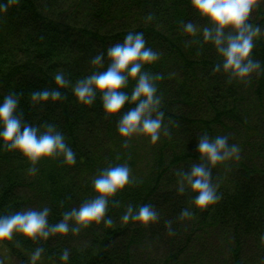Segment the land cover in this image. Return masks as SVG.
I'll use <instances>...</instances> for the list:
<instances>
[{
  "label": "trees",
  "instance_id": "16d2710c",
  "mask_svg": "<svg viewBox=\"0 0 264 264\" xmlns=\"http://www.w3.org/2000/svg\"><path fill=\"white\" fill-rule=\"evenodd\" d=\"M188 22L208 26L190 0H16L0 14V100L17 94L23 123L56 126L77 153L75 165L45 159L33 175L20 153L0 147V215L47 205L48 221L55 224L94 195L91 183L100 169L127 163L136 180L113 198L111 227L94 224L77 235L44 241L15 235L0 244L19 264H30L37 247L44 249L37 264H59L65 248L70 264H264V73L248 83L214 72L220 57L200 34L182 32ZM249 22L264 32V0ZM129 30L143 32L146 46L159 53L146 66L159 77L168 130L156 144L144 136L126 142L118 135L120 115L135 104L126 102L121 113L107 117L99 95L84 106L70 89H60L59 101L31 103L33 91L55 88V72L72 80L90 73L91 57L122 42ZM252 55L264 65V37ZM107 66L105 59L99 70ZM205 132L226 135L240 146L239 157L211 170L220 200L180 220L193 194L177 192L176 172L203 163L197 145ZM129 203H151L160 220L148 226L123 223ZM166 221L172 222L171 233Z\"/></svg>",
  "mask_w": 264,
  "mask_h": 264
},
{
  "label": "clouds",
  "instance_id": "9594fccd",
  "mask_svg": "<svg viewBox=\"0 0 264 264\" xmlns=\"http://www.w3.org/2000/svg\"><path fill=\"white\" fill-rule=\"evenodd\" d=\"M16 0H0V14L6 13ZM259 0H190L191 7L208 26L198 27L193 23H183V33L200 34L203 42L211 43L221 63L213 67L214 72H222L229 80L252 81L254 75L264 73V65L253 58L255 42L264 37L259 26L249 22L253 8ZM147 19H151L149 16ZM105 59L108 62L106 70ZM159 53L146 46L143 32L129 30L122 42L98 52L90 59L92 71L81 78L72 80L64 71L53 74L55 88L33 91L32 104H43L49 100L62 99L60 89H70L78 104L90 106L97 95L107 117L121 113L127 102L135 104L120 115L116 125L118 135L127 140L134 136H144L150 144H156L162 135H167L164 112L160 110L161 96L157 81L146 70L155 63ZM130 82H134L129 91ZM20 97L9 93L0 100V147L20 153L30 164L28 171L35 174L36 164L45 159L62 158V163L73 166L77 163V153L70 147L65 135L54 125H29L22 122L17 112ZM197 150L203 163L193 164L189 171L180 168L176 172L177 192L190 191L193 194L191 206L181 209L178 219H190L193 210H205L220 200L217 186L212 182V168L238 159L240 146L229 143L226 135L203 133ZM136 183L127 163H116L98 171L91 183L94 195L84 199L79 208L62 213V219L50 224L47 205L16 211L10 215H0V244L12 241L15 235L31 240H47L51 236L61 238L69 234L77 235L90 225L111 227L113 221L108 215L113 198L126 187ZM63 202H61V206ZM159 210L151 203H129L121 216V221L139 223L142 226L157 223ZM171 233L172 222L166 221ZM264 239V237H262ZM44 249L37 247L30 254V264H37L43 257ZM0 264H3L0 261ZM59 264H70V249L59 253Z\"/></svg>",
  "mask_w": 264,
  "mask_h": 264
},
{
  "label": "rangeland",
  "instance_id": "374dc122",
  "mask_svg": "<svg viewBox=\"0 0 264 264\" xmlns=\"http://www.w3.org/2000/svg\"><path fill=\"white\" fill-rule=\"evenodd\" d=\"M0 261L3 264H19L15 257L11 256L0 247Z\"/></svg>",
  "mask_w": 264,
  "mask_h": 264
}]
</instances>
